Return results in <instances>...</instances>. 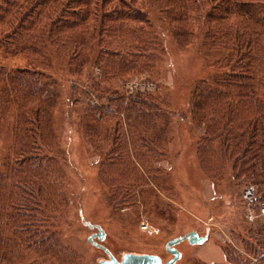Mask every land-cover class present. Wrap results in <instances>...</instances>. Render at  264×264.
Listing matches in <instances>:
<instances>
[{"label":"rangeland","instance_id":"rangeland-1","mask_svg":"<svg viewBox=\"0 0 264 264\" xmlns=\"http://www.w3.org/2000/svg\"><path fill=\"white\" fill-rule=\"evenodd\" d=\"M135 6L145 9L159 44L154 57L131 62L123 71L90 64L77 74L47 47L42 71L54 100L32 161L22 156L17 161L15 156L17 103H11L0 128V193L13 179L8 170L18 171L16 175L20 170L22 184L18 207L7 213L17 218L1 214L0 240L6 245L0 250V264H98L109 255L89 241L98 233L96 226L104 235L93 241L118 260L128 253L151 254L166 263L173 258L168 242L195 232L204 241L174 244L180 253L174 264H264V205L256 202L264 193V152L246 177L240 173L245 164L239 142L249 135L241 130L230 135L225 129L214 135L216 146L201 145L206 129L202 120L220 113L215 107L210 111L220 101H209L202 118L204 111L196 108L194 96L200 84L229 91L234 118L240 121L245 117V91L264 105V55L238 59L234 46L225 49L207 37L209 28L221 31L228 25L236 33L234 17L229 23L210 20L200 7L183 23L188 32L181 33L168 21L162 0H136ZM261 47L256 52H264ZM34 60L0 47V65L8 69L28 67ZM234 66L236 73L248 71L247 76L231 74ZM138 95L167 114L165 123L162 117L156 123L162 127L157 148L129 144L133 129L120 105ZM100 107L105 114L99 119ZM211 124L219 133L218 124ZM260 135L256 133L259 141ZM115 136L128 160L113 159ZM136 158L144 168H154L149 171L151 181L145 173L144 181L139 180L136 170L142 165ZM250 187L255 189L251 204L244 199Z\"/></svg>","mask_w":264,"mask_h":264},{"label":"trees","instance_id":"trees-1","mask_svg":"<svg viewBox=\"0 0 264 264\" xmlns=\"http://www.w3.org/2000/svg\"><path fill=\"white\" fill-rule=\"evenodd\" d=\"M135 1L0 0V47L5 48L7 52L25 54L29 56L30 61L35 59L28 66L30 68L17 67L13 70L0 65V128L6 120L11 103L15 101L17 109L13 133L17 161L21 156L25 161L35 158V152L40 145L41 130L47 123L49 108L53 105L54 94L44 80L46 75L42 71L43 65H46L47 47H52L60 59L67 60L71 72L77 74H81L84 67L90 64L97 68L112 65L123 71V67L131 62L156 55L159 44L153 38L152 26L145 9L136 7ZM200 7H203L207 19L225 23H229L231 17L237 20L232 22L237 25L236 33L232 32L230 25L221 31L208 29L207 37L215 45L223 44L222 47L228 49L231 44V48L234 46L237 51L238 59L249 58L253 53L260 54L258 58L262 59L264 52L256 50L260 44L261 48H264V0H174V3L172 0H162V8L166 15L170 16L167 17L168 21L175 23V29L181 33L188 32L183 23L194 18L192 16ZM230 73L247 76L248 71L242 69L240 73H236L234 66ZM246 94L247 91L243 93L242 98L243 103H247L244 107L245 117H240V121H237L234 118L235 110L231 101L229 102V91L210 89L203 84L194 90L196 108L200 113L209 108V101L214 98L220 101L218 106L210 107L212 112L214 107L218 108L220 113L217 116L211 113L209 118H203L207 111L200 114L206 126L201 145H210L211 148L216 146L215 136H220L225 129L230 135L233 130H241L244 135H249L246 142L244 139L245 144L239 142L242 161L245 164L240 173L249 177L260 162L259 154L264 152V105L257 101L256 96ZM128 99L126 104L121 102L120 106L124 121L127 124L130 122L133 129L130 130L129 144L132 147L133 144H142L146 150L157 148L158 143L162 142V136L158 133L162 127L156 123L160 117L165 123L167 114H160L156 108H151L152 105L143 103L145 100L139 95L130 96ZM98 109L100 119L105 113L101 107ZM110 118L112 121L111 115ZM212 121L218 124L216 130H220L219 133L214 132ZM117 124H120V121ZM257 132H261L260 141L256 138ZM116 139L119 138L115 136L111 139L110 153L115 155L113 159L123 161L127 157L128 160V152L120 148L122 145ZM141 156L144 159V153ZM138 162L141 164L139 160ZM153 169L144 168L142 165L140 170H135L139 172V180L143 182L144 173L151 181L152 175L149 171L152 173ZM13 170H8L13 178L10 186L0 193V218L1 214L9 219L17 218L14 213L12 216L7 215L10 210L18 207L20 200V170L18 175V171ZM8 177L10 175H7ZM260 195L258 194L256 202L258 205H264V193ZM4 196H7L9 201L6 202ZM5 245L6 241L0 240V250Z\"/></svg>","mask_w":264,"mask_h":264},{"label":"water","instance_id":"water-1","mask_svg":"<svg viewBox=\"0 0 264 264\" xmlns=\"http://www.w3.org/2000/svg\"><path fill=\"white\" fill-rule=\"evenodd\" d=\"M93 227L95 226L92 225L91 228ZM96 228L98 230V233H94L93 235H91L89 241L94 245H97L98 247L105 250L109 255V259L102 260L98 264H174L180 257L179 251L173 247L174 244L183 240H188L190 243H200L204 241V239L198 237V235L195 232H191L183 237L169 241L167 244V250L171 254H173V258L167 261L166 263H163L158 255H151V254L128 253L125 254L121 260H118L105 247L93 241V237L98 236V238L101 240L104 235V231L100 226H96Z\"/></svg>","mask_w":264,"mask_h":264},{"label":"built area","instance_id":"built-area-1","mask_svg":"<svg viewBox=\"0 0 264 264\" xmlns=\"http://www.w3.org/2000/svg\"><path fill=\"white\" fill-rule=\"evenodd\" d=\"M254 197H255V189L253 187L247 188L244 191V199L249 201L250 204L254 202ZM260 214L264 215V206H260ZM144 228H146V225H143Z\"/></svg>","mask_w":264,"mask_h":264},{"label":"crops","instance_id":"crops-1","mask_svg":"<svg viewBox=\"0 0 264 264\" xmlns=\"http://www.w3.org/2000/svg\"><path fill=\"white\" fill-rule=\"evenodd\" d=\"M264 216V215H263Z\"/></svg>","mask_w":264,"mask_h":264}]
</instances>
